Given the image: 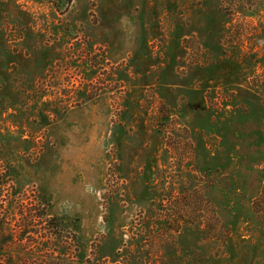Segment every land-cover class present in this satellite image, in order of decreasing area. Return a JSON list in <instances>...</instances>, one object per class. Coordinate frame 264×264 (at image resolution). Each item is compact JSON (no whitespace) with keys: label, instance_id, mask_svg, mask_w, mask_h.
Returning <instances> with one entry per match:
<instances>
[{"label":"rangeland","instance_id":"374dc122","mask_svg":"<svg viewBox=\"0 0 264 264\" xmlns=\"http://www.w3.org/2000/svg\"><path fill=\"white\" fill-rule=\"evenodd\" d=\"M0 264H264V0H0Z\"/></svg>","mask_w":264,"mask_h":264},{"label":"trees","instance_id":"16d2710c","mask_svg":"<svg viewBox=\"0 0 264 264\" xmlns=\"http://www.w3.org/2000/svg\"><path fill=\"white\" fill-rule=\"evenodd\" d=\"M0 252H1V250H0Z\"/></svg>","mask_w":264,"mask_h":264}]
</instances>
